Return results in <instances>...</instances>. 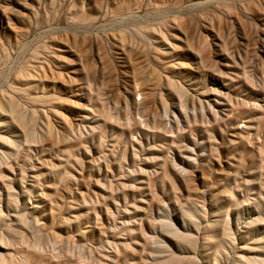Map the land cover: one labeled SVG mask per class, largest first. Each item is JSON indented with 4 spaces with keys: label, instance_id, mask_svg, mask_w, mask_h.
I'll return each mask as SVG.
<instances>
[{
    "label": "rangeland",
    "instance_id": "1",
    "mask_svg": "<svg viewBox=\"0 0 264 264\" xmlns=\"http://www.w3.org/2000/svg\"><path fill=\"white\" fill-rule=\"evenodd\" d=\"M250 257L264 0H0V264Z\"/></svg>",
    "mask_w": 264,
    "mask_h": 264
},
{
    "label": "bare ground",
    "instance_id": "2",
    "mask_svg": "<svg viewBox=\"0 0 264 264\" xmlns=\"http://www.w3.org/2000/svg\"><path fill=\"white\" fill-rule=\"evenodd\" d=\"M6 140H7V139H6ZM6 143H7V142H6ZM17 220H18V219H17ZM24 221H25V220H24ZM167 226H168V225H167ZM5 228H6V226H5ZM11 228H12V225H11ZM14 228H15V226H14ZM197 228H198V227H197ZM172 229H173V228H172ZM10 230H11V229H10ZM209 230H210V229H209ZM209 230H208V231H209ZM11 231H12V230H11ZM16 231H17V230H16ZM16 231H15V232H16ZM173 231H174V230H171L170 232H173ZM13 232H14V230H13ZM166 232H167V231H166ZM10 233H11V232H10ZM207 233H208V232H207ZM207 233H206V234H207ZM12 234H13V233H12ZM18 234H19V233H18ZM18 234H17V235H18ZM169 234H171V233H169ZM173 234H174V233H173ZM175 234H176V233H175ZM8 235H9V234H8ZM168 236H169V235H168ZM175 236H176V235H174V237H175ZM177 236H179V235H177ZM179 237H180V236H179ZM207 237H208V236H207ZM11 238H12V237H11ZM172 238H173V236H172ZM181 238H182V236H181ZM181 238H180V239H181ZM186 238H187V237H186ZM213 238H214V237H213ZM8 239H10V238H8ZM13 239H14V237H13ZM176 239H178V238H176ZM176 239H175V241H176ZM182 239H183V238H182ZM189 239H191V238H189ZM189 239H188V240H189ZM192 239H193V238H192ZM203 239H207V240H208V238H203ZM209 239H211L210 236H209ZM39 240H40V239H39ZM185 240H186V239H185ZM211 240H213V239H211ZM182 241H184V240H182ZM203 241H204V240H203ZM15 242H16V241H15ZM162 243H163V241H162ZM193 243H194V242H193ZM5 244H6V243H5ZM182 244H183V243H182ZM13 245H14V244H13ZM189 245H190V244H189ZM161 246H162V245H161ZM203 246H204V245H203ZM158 249H159V248H158ZM163 249H164V248H163ZM194 249H195V248H194ZM194 249H193V250H194ZM204 249H205V248H204ZM207 249H208V247H207ZM160 250H161V249H159V251H160ZM2 251H3V250H2ZM164 251H165V249H164ZM166 251H167V250H166ZM205 252H206V251H205ZM203 253H204V252H203ZM164 254H165V253H164ZM181 254H182V253H181ZM181 254H180V255H181ZM184 254H186V253L184 252ZM157 255H159V254H157ZM172 255H173V254H172ZM170 256H171V255H170ZM188 256H189V255H188ZM203 256H204V254H203ZM203 256H202V258H203ZM244 256H245V255H244ZM176 257L178 258L179 255L176 256ZM180 257H181V256H180ZM180 257H179V258H180ZM242 257H243V256H242ZM247 257H249V256H247ZM247 257H245V258L247 259ZM256 257H257V256H256ZM184 258H185V255H184ZM207 258H208V257H207ZM163 259H164V258H163ZM169 259H170V258H169ZM175 259H176V258H175ZM258 259H259V258H258ZM7 260H8V259H7ZM171 260H172V259H171ZM159 261H160V260H159ZM162 261H163V260H162ZM169 261H170V260H169ZM169 261H168V263H169ZM183 261H184V260H183ZM207 261H208V260H207ZM257 261H258V260H257L256 258H254V257L251 258V257H250L249 262H248V261H247V262H248L249 264H257ZM165 262H166V261H165ZM250 262H252V263H250ZM258 262H260V261H258ZM181 263H182V262H181ZM158 264H160V263H158ZM170 264H171V263H170ZM185 264H186V263H185ZM241 264H242V263H241Z\"/></svg>",
    "mask_w": 264,
    "mask_h": 264
}]
</instances>
